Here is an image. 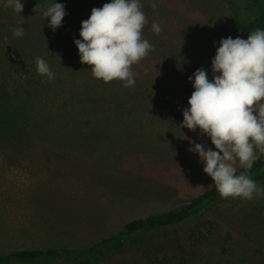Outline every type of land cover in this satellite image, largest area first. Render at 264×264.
I'll return each instance as SVG.
<instances>
[{"label": "rangeland", "instance_id": "obj_1", "mask_svg": "<svg viewBox=\"0 0 264 264\" xmlns=\"http://www.w3.org/2000/svg\"><path fill=\"white\" fill-rule=\"evenodd\" d=\"M244 1L140 0L147 19L142 37L153 50L131 66L135 85L126 88L119 80L94 78L73 43L91 9L110 0L55 1L67 13L55 31L42 15L53 0H22L20 14L0 0V89L43 82L35 64L41 57L61 77L56 90L67 101L27 110L31 123L49 121L57 129L31 131L20 148L0 142V255L85 249L129 220L172 210L214 186L189 151L190 141L214 145L198 128L180 127L182 109L194 91L188 77L204 68L211 80L219 40L243 39L234 20ZM153 23L162 28L159 34ZM16 26L24 28L20 38L11 31ZM6 101L13 112L15 97ZM255 182L264 189V182ZM119 261L263 264L264 195L222 198L180 223L135 236L104 264Z\"/></svg>", "mask_w": 264, "mask_h": 264}, {"label": "clouds", "instance_id": "obj_2", "mask_svg": "<svg viewBox=\"0 0 264 264\" xmlns=\"http://www.w3.org/2000/svg\"><path fill=\"white\" fill-rule=\"evenodd\" d=\"M6 7L17 13L23 10L22 0H4ZM153 10L156 3H152ZM65 5L54 2L43 12L47 26L55 31L62 26ZM147 19L140 0H110L102 7L91 9L82 20L79 37L73 43L80 62L91 66L92 76L105 83L119 80L126 88L135 85L131 66L153 50L142 37ZM159 34L162 28L153 23ZM20 38L24 28L11 29ZM217 42L213 41L216 47ZM211 59L212 78L204 68L188 77L194 91L188 98L189 107L182 109L180 127L210 138L212 147L191 142L189 151L203 162V171L211 177L221 198L252 200L264 195V189L248 175L257 151L264 154V29L256 28L247 39L239 36L221 38ZM36 71L48 81L55 78L50 65L41 57L35 59ZM238 164L245 170L237 174Z\"/></svg>", "mask_w": 264, "mask_h": 264}, {"label": "trees", "instance_id": "obj_3", "mask_svg": "<svg viewBox=\"0 0 264 264\" xmlns=\"http://www.w3.org/2000/svg\"><path fill=\"white\" fill-rule=\"evenodd\" d=\"M234 21L243 39H247L250 32L256 28L264 29V6L262 5V0H245L240 14ZM27 80L30 82L34 81L30 77ZM17 81H21L23 84V79L20 77ZM61 82L62 79L59 76L52 81H48L47 78L43 82L36 81L34 86L23 89H0V105L1 103L4 105L3 108L0 107V142L11 145L9 147L20 148L21 142L26 140V137H29V134L32 133L31 131L47 133L48 128L46 126H50L54 130L57 129L55 123L50 125L51 123L48 120L45 125L31 123L27 110L33 104H39L45 108L51 102H55L57 106L59 103H66V99L60 97L56 90L61 88ZM14 97L15 103L12 106L14 111L12 112L11 108L7 107L6 103L8 101L6 100ZM59 115L60 113H57L54 116L58 118ZM75 132L80 134L78 127ZM75 144L79 145L78 139H76ZM243 171L245 170L242 167L238 168L237 174ZM248 175L254 181L264 182V157L254 161L252 168L248 170ZM220 199L222 198L215 186H213L193 195L186 203L177 208L164 213L129 220L117 233L102 238L85 249H70L66 247L23 249L0 255V264H104L135 236L180 223ZM116 264L125 263L124 261H119Z\"/></svg>", "mask_w": 264, "mask_h": 264}]
</instances>
